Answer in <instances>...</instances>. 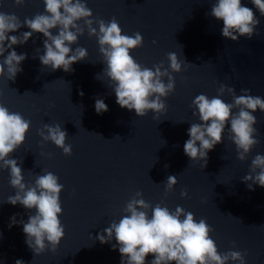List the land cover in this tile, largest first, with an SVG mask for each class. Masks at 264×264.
I'll return each mask as SVG.
<instances>
[{
	"label": "water",
	"instance_id": "obj_1",
	"mask_svg": "<svg viewBox=\"0 0 264 264\" xmlns=\"http://www.w3.org/2000/svg\"><path fill=\"white\" fill-rule=\"evenodd\" d=\"M215 2L86 0L93 18L111 21L115 17L123 34L139 32L143 36V47L130 53L141 65L152 68L163 61L168 67L171 52L190 64L187 71L173 73L175 91L166 98L167 111L158 120L151 111L137 117L134 110L116 103L115 93L102 74L106 65L97 38H89L87 32L72 47H84L88 57L74 63L71 72H53L42 66L38 58L44 53L42 34L34 33L26 44L14 46L18 54L26 53L27 59L14 81L7 79L6 71L0 76V102L30 120L31 128L24 144L9 158L20 162L26 184H34L35 176L44 171L59 177L64 185L60 220L65 235L55 253L34 256L19 223L27 222L34 210L5 203L16 190L10 186L9 170L0 169V264H15L17 259L25 264H121L118 247L112 248L115 239L101 244L95 237L113 220L122 218L123 208L137 191L153 208L158 203L171 211L180 206L192 212L197 221L206 219L214 229L211 238L220 253L247 252L246 264H264V188L253 185L254 190H249L241 180L249 173L255 155H264V113H254L258 121L255 138L260 143L244 161L237 158L227 128L223 143L208 153L206 167H201L203 161L191 162L183 151L190 124L200 122L190 107L197 95L212 98L224 84L234 87L237 95L241 89H250L251 95L264 99V17L250 0H242L260 19L259 35L234 42L223 38L221 20L206 15ZM44 8L43 0H26L23 6H16L14 0H0V11L15 14L21 21L43 13ZM25 31L30 29L22 27L9 35ZM56 32L54 29L53 34ZM97 97L104 99L107 112L96 113ZM222 99L232 102L228 94ZM57 123L68 133L70 156L38 135L44 124ZM169 175H175L178 183L165 196ZM184 189L186 198L181 197ZM13 215L18 223L9 228ZM153 258L150 254L146 261Z\"/></svg>",
	"mask_w": 264,
	"mask_h": 264
},
{
	"label": "clouds",
	"instance_id": "obj_2",
	"mask_svg": "<svg viewBox=\"0 0 264 264\" xmlns=\"http://www.w3.org/2000/svg\"><path fill=\"white\" fill-rule=\"evenodd\" d=\"M25 2L14 0L16 6H23ZM250 2L260 17H264V0ZM43 3V13H37L32 18L25 17L23 21L15 14L0 11V57H3L0 60V76H4L6 71L7 79L14 81L23 70L20 65L27 59V54H18L14 46L26 44L34 33L45 37L44 53L38 56L42 66L53 72L60 69L64 72L73 71L74 63L88 57L84 47H72L78 43V37L87 32L89 38H97L99 52L106 65L102 74L107 78L108 87L114 91L116 103L121 108L134 110L137 117H145L151 111L156 120L167 111L165 100L176 87L173 73L187 71L186 65L189 63L180 61L177 54L171 52L167 55L168 67H165L163 61L152 68L141 65L130 54L132 50L143 47V36L139 32L123 34L115 17L111 21L93 18L86 0H43ZM206 15L223 22L222 36L225 39L237 42L241 37L250 40L253 35H259L256 29L260 19L253 8L245 6L242 0H216ZM22 27L30 31L9 35ZM54 29L57 30L56 34H53ZM96 79L100 80L98 75ZM250 91L241 89V94L237 95L234 87L221 84L216 96L209 98L199 94L193 99L190 106L193 109L192 115L198 116L200 122L190 124L189 139L183 146L184 154L191 162L203 161L201 167H206L208 153L217 144L223 143L226 128L228 140L235 145L237 158L240 161L246 160L251 150L260 143L255 138L258 135L255 127L258 121L254 113L257 110L264 113V99L251 95ZM225 94L232 97L231 103L222 99ZM108 110L104 99L95 98L97 114ZM30 128V120L19 112L10 111L0 102V169L9 170L10 186L16 190L5 203L22 205L29 212L34 210V214L28 215L27 222L20 220L19 223L23 225L25 243L34 256H39L45 251L55 253L64 238L65 228L60 220L63 211L60 194L64 185L50 171L37 174L34 184H26L23 169L18 166L20 162L9 158L24 144ZM38 135L44 143L51 142L62 149L64 155H72V146L66 144L68 133L60 124H44L42 129H38ZM51 155L48 154L49 158ZM241 180L249 190H254L253 185L264 188V155H255L249 173ZM177 183L175 175L167 177L165 196L173 191ZM187 195L186 189L181 191L182 198ZM123 212L118 222L113 220L95 237L101 244L115 239L112 248L115 250L118 247L121 264H229L230 261L233 264H246L247 252L229 250L220 253L211 238L214 229L206 219L200 218L197 221L192 212H186L180 206L171 211L158 203L153 208L143 199V193L137 191L126 203ZM16 223L13 215L9 228ZM150 254L154 258L146 261ZM15 264L25 262L17 259Z\"/></svg>",
	"mask_w": 264,
	"mask_h": 264
}]
</instances>
